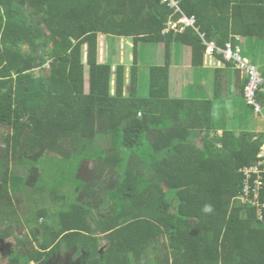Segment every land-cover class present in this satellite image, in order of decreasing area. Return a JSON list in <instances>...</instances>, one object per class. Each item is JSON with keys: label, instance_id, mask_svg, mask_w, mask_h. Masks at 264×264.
<instances>
[{"label": "trees", "instance_id": "trees-1", "mask_svg": "<svg viewBox=\"0 0 264 264\" xmlns=\"http://www.w3.org/2000/svg\"><path fill=\"white\" fill-rule=\"evenodd\" d=\"M180 5L195 15L198 30L165 32L169 17L180 14L160 0H0V141L17 167L20 157L28 162L48 152L73 156L80 164L95 158L109 171L129 152L130 164L114 189L103 186L110 179L101 174L87 185L83 201L58 206L55 213L50 202L38 209V216L52 217L42 229L58 231L53 241L63 234L71 243L88 236L95 252L104 236L105 264H137L146 253L152 264H264V209L260 220L258 208L239 198L246 178L241 169L261 159L264 131L229 128L224 117H215L213 101L241 98L254 110L244 98L247 79L217 54L224 66L209 65L212 98L170 95L171 47L190 46L193 69L204 67L210 41L223 48L246 39L264 49V0H180ZM99 34L133 40L130 61L111 53L99 61ZM146 44L164 48L163 63L140 57ZM141 71H147L144 95ZM234 73L239 80L231 92L227 84ZM256 99L264 107V85ZM99 129L111 135L109 149L93 147ZM217 130L222 133L213 135ZM4 165L0 196L22 191L26 166L11 174L9 162ZM75 170L77 177L79 167ZM57 178L53 189L59 200L64 195L56 187L64 182ZM104 206L108 212L95 217ZM52 224L59 228L50 231Z\"/></svg>", "mask_w": 264, "mask_h": 264}, {"label": "rangeland", "instance_id": "rangeland-1", "mask_svg": "<svg viewBox=\"0 0 264 264\" xmlns=\"http://www.w3.org/2000/svg\"><path fill=\"white\" fill-rule=\"evenodd\" d=\"M147 47L144 48V45L141 47L140 57L145 58L147 63H157L158 61L164 62V48L161 46L158 47V45L153 44H146ZM140 45L138 44L137 48H139ZM184 47V51L181 54V65H178L177 69L178 74L181 72V70H184L185 72L181 74L182 77H175L172 81V86L174 88V92L178 91L180 87L182 86L185 89V92L183 93L185 97L190 98H202V97H210L212 96L205 92L204 90H201V97L199 95H191L190 92L192 89H195V87L187 88V86L190 83L195 82L194 86H197V83L199 82L200 78H203L207 83H213V69L208 67L209 65L212 67H219L224 66V62L218 58H216L217 53H212V51L207 48L206 54L204 56V67L200 68H194L192 69V66H187L189 63V56L190 51L187 47ZM86 49V47H85ZM133 40L131 39H124V38H114L109 35L105 34H99L98 36V60L103 61L106 57H108L111 54H114L115 59H119L120 62L130 61L131 57L133 56ZM241 49L244 55L248 56V60L254 63L256 66H258L259 70L264 69V49L259 50L258 46H256L255 42H250L249 40L243 39L241 42ZM170 54L172 59V65L174 59V49L170 48ZM86 58V54H85ZM254 61V62H253ZM147 63L144 66L145 69L147 67ZM116 65V64H114ZM45 67H49V62L45 64ZM114 67V66H113ZM129 65L127 66L126 71V83L128 82V75H129ZM208 67L209 70H205V68ZM186 68V69H185ZM142 69V70H145ZM181 69V70H180ZM206 71V74H203L202 70ZM234 68H231V71L233 72ZM260 70V72H261ZM88 66L86 65V79L88 77ZM183 72V71H182ZM141 94L144 95L148 91V79H147V71H141ZM205 84V82H203ZM87 89V84H86ZM211 90V89H210ZM212 91V90H211ZM210 91V92H211ZM173 92V93H174ZM214 107H215V117L218 118H225V123L229 128L235 129V130H249V131H255V132H262L264 131V107L262 112H256L253 110L252 107L247 106L244 101L240 98L239 100L236 99L229 103V101H222L221 98L214 99ZM140 116V115H138ZM24 117V116H22ZM230 117V118H229ZM222 132H216L214 131L212 134H221ZM96 137L93 140V147L94 148H100V149H109L110 143H111V135L108 132H104L103 130H98ZM203 135H201L202 137ZM4 145L0 141V157H3L4 163H0V186H2V177H4V173H2L1 167H5V163L9 162V171L11 174H16L21 172L19 167L22 168L20 165H25L26 172L25 175L27 177V185L22 191H18L16 193H12V190L9 189V192H5L4 194H1L0 196V205L2 208H0V219L3 218H18L21 221V224L17 227L18 234L14 233L15 227L13 225H2L0 227V236L6 237L5 240L9 241L8 239H11V243L13 246L17 244V241H20L22 243V246L18 249L20 250L19 258L17 260V264H28L30 255L33 257H44L48 253L40 255L39 249L44 246V244L48 243H54L55 240H51L52 235H54L58 231L48 232L47 229H42L39 234L36 236V240H31L29 236L24 237V235L30 233V224H29V217L31 214L34 213V207L38 205V207L45 206L46 203H51V211L52 213H55L61 206L68 205L69 203L73 201H83L84 198H87L85 195V189L87 188V185L90 182L98 181L101 174L104 176H107V179L109 180V183H102L105 188H108L109 190H112L115 188V185L117 181L121 179V173L126 169L127 165L130 164L129 158H128V151H124L122 156V161L119 164H116L113 166L109 171L105 167H103V164H98L99 161L95 158L86 159L83 160L80 163L77 162V160L74 159L73 156L70 157H63L61 155H56L54 153H46L43 157H38L36 159H29L28 162H25L21 160V157L18 158L19 160V166L17 167L15 161L11 157V155H7L4 152ZM71 150V149H70ZM63 153V151H60ZM128 158V159H127ZM132 162V160H131ZM101 165V167H100ZM79 167V172L76 175L77 177H74L76 174L75 168ZM98 167H100L101 171L98 170ZM24 168V169H25ZM23 169V170H24ZM30 169V170H29ZM27 171H30L27 173ZM143 173L141 170L139 171ZM63 178L64 186L59 187L57 186L56 189L59 191V195H64V198H61L58 200V198L55 196L54 193V187L56 183H54L58 178ZM2 182V183H1ZM9 179V184H10ZM49 182V183H48ZM83 182V183H81ZM93 183V184H94ZM104 188V189H105ZM107 193V192H106ZM8 207L11 206V209ZM5 206V207H3ZM58 206H60L58 208ZM108 208L105 206L100 210L95 212V217H102L105 215L106 212H108ZM5 212V213H4ZM37 214V213H36ZM10 220V219H9ZM34 220L30 221V223L33 224L35 222ZM2 222H0L1 224ZM93 228L95 225H92ZM39 227V226H38ZM41 226L39 227V229ZM50 231L54 229H58V225H50ZM51 233V234H49ZM97 234L103 235L101 231L95 232ZM64 235V234H63ZM63 235L60 237V244H65L70 242V238L63 239ZM8 238V239H7ZM104 236L100 238V242L98 243V246L107 243L109 244V241L105 240ZM78 244L81 245H90L91 241L94 243V240H90L88 236H82L76 239ZM108 247V246H107ZM144 257H149L146 253ZM149 264H152V260H149ZM0 264H6L5 260L0 257ZM89 264V263H88ZM90 264H96L95 262H92Z\"/></svg>", "mask_w": 264, "mask_h": 264}, {"label": "built area", "instance_id": "built-area-1", "mask_svg": "<svg viewBox=\"0 0 264 264\" xmlns=\"http://www.w3.org/2000/svg\"><path fill=\"white\" fill-rule=\"evenodd\" d=\"M161 3L166 4L169 8L173 10L174 14H180L178 18L170 16L166 22L165 32L169 30L173 31H183L188 27H193L198 30L196 25L195 15H187L183 12L180 0H160ZM204 38V34H201ZM212 51V53L221 54L225 61H233L236 67L241 71L242 78L247 79V83L244 85V98L247 104L254 106L256 112L262 111V105L257 101V92L264 85V75L260 72L258 66L248 60L242 53L240 45H233L232 42H228L226 47H219L215 42H207V48ZM261 158L256 162V164L248 167H244L241 170L246 175L244 185L242 188L241 195L239 198L243 204H250L251 206H256L258 219L262 220V210L264 209V168L261 170L260 166L264 165V144L261 146V150L258 154ZM252 174H257L253 179V183L250 182Z\"/></svg>", "mask_w": 264, "mask_h": 264}, {"label": "flooded vegetation", "instance_id": "flooded-vegetation-1", "mask_svg": "<svg viewBox=\"0 0 264 264\" xmlns=\"http://www.w3.org/2000/svg\"><path fill=\"white\" fill-rule=\"evenodd\" d=\"M8 207V205H5ZM3 206V207H5ZM51 206V205H50ZM0 208L2 206L0 205ZM11 209V206L8 207ZM39 207L36 205L34 207V213L31 214L29 217V224L30 227V233L24 235V237L29 236L31 240H36L37 234L42 231V225L45 223H51L52 217L45 218L38 216L37 211ZM1 213V212H0ZM5 213V212H4ZM36 219L34 223V226L30 221ZM10 219V220H9ZM3 218L0 219V227L3 225H13L15 227L14 233L18 234L17 227L21 224V221L18 218ZM41 228L39 229V227ZM100 235L98 234V237ZM6 237L0 236V257H2L5 260L6 264H17V260L19 258L20 250L18 249L22 246V243L20 241H17L16 246L11 243V239H8L9 241L5 240ZM99 237V242H100ZM107 241V239H105ZM11 241V242H10ZM108 242L104 243L100 246H98V249L94 252L92 250L91 243L90 245H81L78 243H65L60 244V237L51 244L47 249L38 248L40 251H42V255L48 253L44 257H33L29 259L28 264H90L92 262H95L96 264H105L106 262H103L105 258V252L107 251ZM17 258V259H16ZM147 257H145L142 261L144 264ZM141 262L137 263L140 264Z\"/></svg>", "mask_w": 264, "mask_h": 264}, {"label": "crops", "instance_id": "crops-1", "mask_svg": "<svg viewBox=\"0 0 264 264\" xmlns=\"http://www.w3.org/2000/svg\"><path fill=\"white\" fill-rule=\"evenodd\" d=\"M183 46H185V47H187L188 48V50L190 51V56H189V63L187 64V66H192L191 65V47L190 46H188V45H183ZM181 47L180 49H177L176 47H172L173 49H174V52H173V54H174V59H175V61H173V65H172V61H171V66H170V95H171V97H181V96H184V92H185V89H184V87L182 86V88L180 87V89L178 90V91H176V92H174V88H173V86H172V81H173V79L175 78V77H182L181 76V74L182 73H184L185 71L184 70H181V72L178 74V70L179 69H177L178 67V65H181V63H182V61H181V54H182V52L184 51L183 49H184V47ZM206 51H207V49H206ZM247 57V56H246ZM248 58V57H247ZM208 67H210V66H208ZM208 67H206L205 68V70H209V68ZM186 69V68H185ZM193 69V68H192ZM202 70V69H201ZM205 70H202L203 71V74H206V71ZM261 70V69H260ZM183 71V72H182ZM241 75V74H240ZM242 78V76H240V79ZM213 80H214V74H213ZM230 83H228L227 85L229 86V89H231V92H234V91H236V82H237V80H239V75L237 76V74H230ZM203 82H205V84L203 83ZM208 84H210V83H207L206 84V81L203 79V78H200L199 79V82L197 83V86H193V85H195V82L193 81V83H190L188 86H187V88H190L191 86L192 87H195V89H192L191 90V92H190V94L191 95H199L200 97H201V90H204L205 92H207L208 94H210L211 96H212V84H211V90H210V88H208L207 87V85ZM211 91V92H210ZM174 92V93H173ZM185 97V96H184ZM187 98V97H186ZM190 98V97H189ZM197 98V97H196ZM262 110H263V107H262ZM262 112V111H261ZM219 131H221V130H217L216 132H219ZM222 132V131H221ZM255 132V131H254ZM264 144V143H263ZM139 262H141V261H139ZM138 262V263H139ZM149 262V260H148V258H146V260H145V262H144V264H149L148 263ZM140 264H143L142 262L140 263Z\"/></svg>", "mask_w": 264, "mask_h": 264}, {"label": "clouds", "instance_id": "clouds-1", "mask_svg": "<svg viewBox=\"0 0 264 264\" xmlns=\"http://www.w3.org/2000/svg\"><path fill=\"white\" fill-rule=\"evenodd\" d=\"M204 211L210 212L211 211V206L210 205H206L205 208H204Z\"/></svg>", "mask_w": 264, "mask_h": 264}]
</instances>
